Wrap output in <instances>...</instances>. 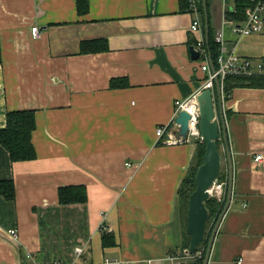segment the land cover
<instances>
[{
	"label": "crops",
	"instance_id": "crops-1",
	"mask_svg": "<svg viewBox=\"0 0 264 264\" xmlns=\"http://www.w3.org/2000/svg\"><path fill=\"white\" fill-rule=\"evenodd\" d=\"M233 1L206 0V12L197 2L192 35L186 0H89L84 16L75 0H0V129L7 112L36 111L34 160L12 163L0 146V182L15 187L12 200L0 195V264H172L183 230L177 191L195 143L165 140L177 139L174 102L205 77L188 42L207 46L220 32L227 50L264 65V27L236 37ZM98 39L103 51L79 54L81 41ZM223 109L233 191L209 264H264V88H234ZM69 185H84L87 202L59 205Z\"/></svg>",
	"mask_w": 264,
	"mask_h": 264
},
{
	"label": "trees",
	"instance_id": "trees-1",
	"mask_svg": "<svg viewBox=\"0 0 264 264\" xmlns=\"http://www.w3.org/2000/svg\"><path fill=\"white\" fill-rule=\"evenodd\" d=\"M198 1L199 10H202V0ZM76 11L79 16H84L89 9V0H75ZM234 9L226 14V18L233 20L236 23H242L246 18V11L253 6L251 0H234ZM211 37V36H210ZM209 37V44L207 48L211 55L213 65L216 66V58L218 55V45L214 43L212 37ZM194 39L191 37L188 44L194 46ZM106 48L105 41L98 40H85L81 41L79 54L97 53ZM0 63H1V50H0ZM114 83V82H113ZM111 82V85H113ZM234 88H264V75H251V76H227L224 79L222 92L223 99L228 100ZM36 111L34 110H16L6 113L5 127L0 129V146L8 153L10 161L13 162H26L36 158V152L32 144V133L36 129ZM195 151L193 154L191 165L187 174L181 180L180 186L177 191L178 205L181 214L182 230V243L179 249L181 253L184 249H188L189 237L185 233L186 216L188 210V198L195 188V173L197 168L201 165L205 152L204 144L199 141H194ZM222 142H219V145ZM224 158V156H223ZM226 164V163H225ZM219 182H227L226 166L225 171L220 169L217 177ZM0 195L5 199L12 200L15 196V187L12 180L0 182ZM57 198L59 205L83 204L87 202V191L84 185H69L60 187L57 190ZM225 205V198L222 201H217L215 198H209L205 201V207L208 212V219L206 223L205 236L203 241L197 246L192 255L201 251L200 259L194 258L193 262L202 264L204 254L206 251L208 238L210 233ZM103 246L113 245L111 235L102 232ZM184 264V263H183ZM188 264V263H187Z\"/></svg>",
	"mask_w": 264,
	"mask_h": 264
},
{
	"label": "water",
	"instance_id": "water-1",
	"mask_svg": "<svg viewBox=\"0 0 264 264\" xmlns=\"http://www.w3.org/2000/svg\"><path fill=\"white\" fill-rule=\"evenodd\" d=\"M205 2L206 0H202L204 12H206ZM205 27H207L206 16ZM189 53L193 61L198 59L199 55L195 47H189ZM209 66L213 72L211 59L209 60ZM214 87V91L209 89L203 90L196 97L199 113L198 129L202 143L205 147V152L202 163L197 168L195 173V188L188 198V210L185 227V233L189 237L188 251L192 253L203 241L205 236L206 223L208 219L205 201L209 199L208 190L210 186L217 180L220 173L221 152L219 142H222L227 166L225 205L208 238L202 264H209L215 236L230 205L233 191V162L224 118L222 90L217 78L214 79ZM188 120L189 114L185 111L179 112L175 117L173 127L177 138L180 137L182 140H187ZM188 264L197 263L191 262Z\"/></svg>",
	"mask_w": 264,
	"mask_h": 264
},
{
	"label": "built area",
	"instance_id": "built-area-1",
	"mask_svg": "<svg viewBox=\"0 0 264 264\" xmlns=\"http://www.w3.org/2000/svg\"><path fill=\"white\" fill-rule=\"evenodd\" d=\"M221 2H225L227 0H220ZM253 2V6L246 11V18L240 24L232 25L233 34L238 37H245L251 34L259 33L263 30L264 27V0H251ZM187 6L186 11L188 13H192L194 15V19L192 20L189 31L192 35L199 34L201 25L199 23L198 18V9H197V0H186ZM30 36L33 40L40 39L41 33L39 27L34 26L30 29ZM215 43L218 45V55L216 58V66L213 65V72L209 66V60L211 59V55L203 38H195V47L196 51L199 54V61L201 62L200 69L205 74V78L202 82L201 87L195 92L192 93L190 96L182 99L176 100L174 102V116L173 119L178 115L179 112L185 111L189 114L188 120V132H187V140L191 138H195L196 140L202 141L199 129H198V120H199V113L198 107L196 102L197 95L206 89L213 88L214 79L217 78L221 84V88L223 87L224 79L227 76H249L253 75L254 73H263L264 72V65L261 62L253 61L246 57H241L237 55L233 50H227L224 45V39L222 33H217L214 37ZM212 61V60H211ZM174 123V120H173ZM167 131L166 127H159L156 130V137L161 138L164 133ZM187 140H182L180 137L176 140L174 139H167L166 142L176 143V142H183ZM261 159V155H257L255 157L256 161ZM209 198H215L217 201H221L225 198L226 194V183L214 181L210 186L209 190ZM102 216V220L100 222L99 230L101 232H106V227L104 225V215ZM9 234L16 238L15 231H9ZM83 252V248L76 247L74 248V255L75 258H78ZM181 254V253H179ZM183 254L185 256H191V253L188 249L183 250ZM177 258H182L180 255L175 257H170L168 260L175 264V260ZM240 261V260H239ZM52 264H62L60 261H55ZM85 264H95V263H85ZM101 264H130L127 261L121 259H105Z\"/></svg>",
	"mask_w": 264,
	"mask_h": 264
},
{
	"label": "rangeland",
	"instance_id": "rangeland-1",
	"mask_svg": "<svg viewBox=\"0 0 264 264\" xmlns=\"http://www.w3.org/2000/svg\"><path fill=\"white\" fill-rule=\"evenodd\" d=\"M194 41H195V39H194ZM195 43V42H194ZM199 55V54H198ZM197 60H199V57H198V59ZM205 78V77H204ZM204 80V79H203ZM220 83V82H219ZM220 87H221V84H220ZM214 89V82H213V88L212 89H209V90H212V91H214L213 90ZM207 90V89H206ZM221 90H222V88H221ZM203 91V90H202ZM198 96V95H197ZM222 98H224L223 97V92H222ZM197 102V101H196ZM197 107H198V104H197ZM173 125H174V123H173ZM190 140H194V141H199V140H196L195 138H191ZM199 142H201L202 143V141H199ZM220 152H221V168H222V171L224 172L225 171V166H226V164H225V158H223V156H222V152H223V149H222V145H220ZM222 201V200H221ZM213 246H214V243H213ZM212 249H213V247H212ZM184 250H186V249H184ZM181 256L182 258H177L174 262H175V264H187V263H191V262H193V259L194 258H197V259H200V256H201V251H198V252H196L195 254H194V256L193 257H187V256H185L184 254H183V251L181 252V254H176V256Z\"/></svg>",
	"mask_w": 264,
	"mask_h": 264
},
{
	"label": "flooded vegetation",
	"instance_id": "flooded-vegetation-1",
	"mask_svg": "<svg viewBox=\"0 0 264 264\" xmlns=\"http://www.w3.org/2000/svg\"><path fill=\"white\" fill-rule=\"evenodd\" d=\"M191 256H192V253H191Z\"/></svg>",
	"mask_w": 264,
	"mask_h": 264
}]
</instances>
